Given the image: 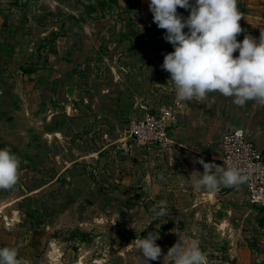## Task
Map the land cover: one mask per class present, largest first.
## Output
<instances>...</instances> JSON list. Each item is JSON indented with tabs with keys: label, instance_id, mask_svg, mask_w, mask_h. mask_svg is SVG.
Masks as SVG:
<instances>
[{
	"label": "rangeland",
	"instance_id": "374dc122",
	"mask_svg": "<svg viewBox=\"0 0 264 264\" xmlns=\"http://www.w3.org/2000/svg\"><path fill=\"white\" fill-rule=\"evenodd\" d=\"M163 36L135 3L0 0V148L21 158L0 207L19 243L39 244L38 264H143L133 242L150 231L162 253L149 264H172L179 237L210 264H264V205L189 180L199 159L221 165L226 132L264 143V105L177 102ZM163 111L167 140L134 142L130 123Z\"/></svg>",
	"mask_w": 264,
	"mask_h": 264
},
{
	"label": "clouds",
	"instance_id": "9594fccd",
	"mask_svg": "<svg viewBox=\"0 0 264 264\" xmlns=\"http://www.w3.org/2000/svg\"><path fill=\"white\" fill-rule=\"evenodd\" d=\"M178 7L189 11V15L179 14ZM148 9L153 23L164 30L163 39L174 49L164 54L161 68L170 74L177 102L204 100L209 94L219 93L240 107L249 101L264 105V29H260L258 39L245 34L242 41L237 40L245 31L239 23L242 14L238 0H149ZM196 162L204 171H193L189 180L209 192H216L220 186L238 189L248 179L234 165L221 166L203 159ZM20 166L21 158L11 148H0V189L17 185ZM153 212L152 221L165 214L156 208ZM158 239L159 232L150 231L133 242L143 264L161 256ZM167 256L172 264H210L195 239L185 244L179 237ZM0 264L31 262L19 257L14 247H0Z\"/></svg>",
	"mask_w": 264,
	"mask_h": 264
},
{
	"label": "built area",
	"instance_id": "2783aa9c",
	"mask_svg": "<svg viewBox=\"0 0 264 264\" xmlns=\"http://www.w3.org/2000/svg\"><path fill=\"white\" fill-rule=\"evenodd\" d=\"M167 115L147 113L140 120L131 122L129 136L137 144L153 146L167 140ZM223 166H236L248 177L242 184L246 198L253 204L264 205V153L242 131L223 134L219 146Z\"/></svg>",
	"mask_w": 264,
	"mask_h": 264
},
{
	"label": "crops",
	"instance_id": "0c3cea01",
	"mask_svg": "<svg viewBox=\"0 0 264 264\" xmlns=\"http://www.w3.org/2000/svg\"><path fill=\"white\" fill-rule=\"evenodd\" d=\"M115 2L119 6L135 3L141 15H144L147 19L152 18V14L148 9L149 0H115ZM238 9L242 14L239 23L241 28L245 31L240 34V38H237V40L242 41L245 34H250L258 39L260 36V29H264V0H238ZM233 55L234 57L238 56V51ZM171 142H173V144L177 143V141L173 139H171ZM254 143L259 149L264 150V143L261 141ZM202 153L204 154V151H202ZM13 221L14 220H11L9 215L4 211V208L0 207V247H14L18 251L19 257L28 259L31 264H38L39 260L37 259L38 257H36V251L39 244L35 245L32 241L31 243H19L12 233L13 227L15 226Z\"/></svg>",
	"mask_w": 264,
	"mask_h": 264
},
{
	"label": "trees",
	"instance_id": "16d2710c",
	"mask_svg": "<svg viewBox=\"0 0 264 264\" xmlns=\"http://www.w3.org/2000/svg\"><path fill=\"white\" fill-rule=\"evenodd\" d=\"M113 1H115V0H113ZM237 38H240V35H238ZM261 223H262V221H261Z\"/></svg>",
	"mask_w": 264,
	"mask_h": 264
}]
</instances>
